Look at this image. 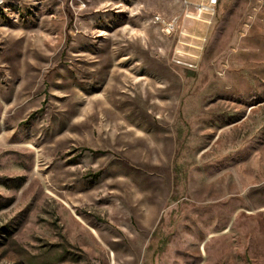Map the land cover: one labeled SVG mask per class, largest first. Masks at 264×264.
I'll use <instances>...</instances> for the list:
<instances>
[{"label": "rangeland", "instance_id": "374dc122", "mask_svg": "<svg viewBox=\"0 0 264 264\" xmlns=\"http://www.w3.org/2000/svg\"><path fill=\"white\" fill-rule=\"evenodd\" d=\"M210 4L3 0L0 264H264V0Z\"/></svg>", "mask_w": 264, "mask_h": 264}, {"label": "built area", "instance_id": "2783aa9c", "mask_svg": "<svg viewBox=\"0 0 264 264\" xmlns=\"http://www.w3.org/2000/svg\"><path fill=\"white\" fill-rule=\"evenodd\" d=\"M202 1H209L211 3L210 6H209V10H211L212 6L217 2V0H202ZM2 3H3V0H0V4H2ZM202 5L204 6V4H202ZM200 9L202 10L203 8H200ZM205 10H208V8L205 7Z\"/></svg>", "mask_w": 264, "mask_h": 264}]
</instances>
